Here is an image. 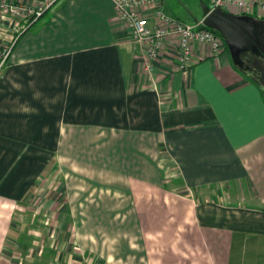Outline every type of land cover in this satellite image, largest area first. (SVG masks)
Returning <instances> with one entry per match:
<instances>
[{
	"label": "crops",
	"instance_id": "1",
	"mask_svg": "<svg viewBox=\"0 0 264 264\" xmlns=\"http://www.w3.org/2000/svg\"><path fill=\"white\" fill-rule=\"evenodd\" d=\"M13 24L0 14V49L16 41L0 78V264H259L264 88L228 51L196 45L182 70L170 42L150 73L113 0Z\"/></svg>",
	"mask_w": 264,
	"mask_h": 264
},
{
	"label": "built area",
	"instance_id": "2",
	"mask_svg": "<svg viewBox=\"0 0 264 264\" xmlns=\"http://www.w3.org/2000/svg\"><path fill=\"white\" fill-rule=\"evenodd\" d=\"M59 0H44L37 7L18 5L0 0V14L12 18L13 28L18 35L37 22ZM164 0H113L115 9L123 19L136 43L143 51L147 61V69L154 71V62L164 47L175 42L180 54L181 69L185 70L192 65L193 51L196 45L210 47L213 52L221 54L226 46L221 36L204 28L203 20L196 26H189L169 16L163 8ZM211 10L224 9L231 13L250 16L256 10L264 12V0H210ZM150 11V16L148 12ZM14 42L4 45L0 49V78L12 54Z\"/></svg>",
	"mask_w": 264,
	"mask_h": 264
},
{
	"label": "water",
	"instance_id": "3",
	"mask_svg": "<svg viewBox=\"0 0 264 264\" xmlns=\"http://www.w3.org/2000/svg\"><path fill=\"white\" fill-rule=\"evenodd\" d=\"M201 1L204 26L220 34L229 49L234 65L240 71L238 59L250 48L259 46L264 53L257 36L262 28L260 21L250 16L235 15L221 8L211 10L209 5Z\"/></svg>",
	"mask_w": 264,
	"mask_h": 264
},
{
	"label": "rangeland",
	"instance_id": "4",
	"mask_svg": "<svg viewBox=\"0 0 264 264\" xmlns=\"http://www.w3.org/2000/svg\"><path fill=\"white\" fill-rule=\"evenodd\" d=\"M164 10L169 16H171V17H173V18H175V19H177V20H179V21H181V22H183L189 26H196L198 24V22L203 20V8H202V1L201 0H165L164 1ZM262 64L264 65V62ZM242 73L245 74L246 76H248V78H250L254 82L260 84L264 88V78L263 77H257V75H252V74H248V73L246 74L244 72H242ZM263 73H264V70H263ZM175 185L180 187L181 182L177 181V183ZM85 224H87V223H85ZM33 225H35V224H33ZM114 225H115V223H113V226ZM97 229H98V231L102 232V230L104 229V226H101V224H99V227ZM102 238L103 239H100V240L102 243V247H104V245H105L104 244V237H102ZM96 245H100V243H98ZM46 256H48L49 261H51L50 258H54V255H46ZM248 258H250V255ZM97 259H99L101 262L103 261L100 258H97ZM249 260L250 259H246L247 264H249V262H250ZM32 261L34 262V260H32ZM35 262H36V260H35ZM86 262L88 264V261H86ZM257 262L259 264H264V257L261 259H257ZM67 263H68V261H66L65 264H67ZM70 264H72V263H70ZM90 264H93V263L90 262Z\"/></svg>",
	"mask_w": 264,
	"mask_h": 264
},
{
	"label": "flooded vegetation",
	"instance_id": "5",
	"mask_svg": "<svg viewBox=\"0 0 264 264\" xmlns=\"http://www.w3.org/2000/svg\"><path fill=\"white\" fill-rule=\"evenodd\" d=\"M258 32V39L264 49V25H261ZM261 61V62H260ZM264 53L261 47L255 46L254 48H250L247 53H244L238 59V67L241 69L242 72L257 75V77L264 78ZM259 74V75H258Z\"/></svg>",
	"mask_w": 264,
	"mask_h": 264
},
{
	"label": "trees",
	"instance_id": "6",
	"mask_svg": "<svg viewBox=\"0 0 264 264\" xmlns=\"http://www.w3.org/2000/svg\"><path fill=\"white\" fill-rule=\"evenodd\" d=\"M203 1H204L207 5H210V0H203ZM48 11H49V10H48ZM48 11H47V12H48ZM233 14H234V13H233ZM44 16H45V14H44ZM44 16H43V17H44ZM43 17H42V18H43ZM42 18H40L39 20H41ZM39 20H38V21H39ZM38 21H37V22H38ZM37 22L32 23V25H31L30 27H28V29H26V30H29V29H30L33 25H35ZM204 28H205V29H208V30H211V29H209V28H207V27H205V26H204ZM211 31H213V30H211ZM213 32L216 33V34H218V35L220 36V34H219L218 32H216V31H213ZM17 39H18V38H17ZM15 43H16V42H15ZM225 46H226V44H225ZM226 51L229 52V49L227 48V46H226L224 52H226ZM244 75H245V74H244ZM245 76H246V75H245ZM246 77H248V76H246ZM252 81H253V80H252ZM257 84H258V83H257Z\"/></svg>",
	"mask_w": 264,
	"mask_h": 264
}]
</instances>
